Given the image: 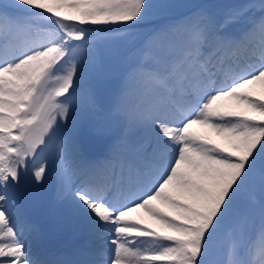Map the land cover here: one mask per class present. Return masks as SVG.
I'll list each match as a JSON object with an SVG mask.
<instances>
[{
  "label": "snow or ice",
  "instance_id": "obj_1",
  "mask_svg": "<svg viewBox=\"0 0 264 264\" xmlns=\"http://www.w3.org/2000/svg\"><path fill=\"white\" fill-rule=\"evenodd\" d=\"M0 264H264V0H0Z\"/></svg>",
  "mask_w": 264,
  "mask_h": 264
},
{
  "label": "bare ground",
  "instance_id": "obj_2",
  "mask_svg": "<svg viewBox=\"0 0 264 264\" xmlns=\"http://www.w3.org/2000/svg\"><path fill=\"white\" fill-rule=\"evenodd\" d=\"M133 216L136 218H142L145 223H150L154 227L157 226L156 222L152 220L150 217H148L146 214L141 213L139 214V216H137V214H133ZM71 242L72 241L68 237H53L52 239V244L54 246H67Z\"/></svg>",
  "mask_w": 264,
  "mask_h": 264
},
{
  "label": "rangeland",
  "instance_id": "obj_3",
  "mask_svg": "<svg viewBox=\"0 0 264 264\" xmlns=\"http://www.w3.org/2000/svg\"><path fill=\"white\" fill-rule=\"evenodd\" d=\"M224 2H240V0H224ZM131 55V53H129Z\"/></svg>",
  "mask_w": 264,
  "mask_h": 264
}]
</instances>
